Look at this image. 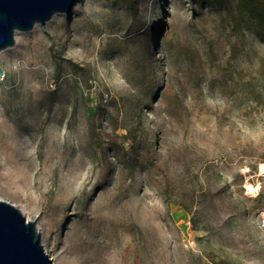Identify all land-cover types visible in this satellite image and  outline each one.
Masks as SVG:
<instances>
[{
  "label": "rangeland",
  "instance_id": "obj_1",
  "mask_svg": "<svg viewBox=\"0 0 264 264\" xmlns=\"http://www.w3.org/2000/svg\"><path fill=\"white\" fill-rule=\"evenodd\" d=\"M236 2L78 0L0 51V201L53 264H264V43ZM209 43L218 74L164 99Z\"/></svg>",
  "mask_w": 264,
  "mask_h": 264
},
{
  "label": "water",
  "instance_id": "obj_2",
  "mask_svg": "<svg viewBox=\"0 0 264 264\" xmlns=\"http://www.w3.org/2000/svg\"><path fill=\"white\" fill-rule=\"evenodd\" d=\"M77 1L0 0V51L15 44L17 32L43 26L57 14H70ZM0 264H53L43 249L36 222L27 221L4 201H0Z\"/></svg>",
  "mask_w": 264,
  "mask_h": 264
},
{
  "label": "trees",
  "instance_id": "obj_3",
  "mask_svg": "<svg viewBox=\"0 0 264 264\" xmlns=\"http://www.w3.org/2000/svg\"><path fill=\"white\" fill-rule=\"evenodd\" d=\"M234 11L237 25L233 26L232 29L236 27V30H240L246 21H250L255 25V36L264 43V0H237ZM199 51V53H193L190 56L192 64L188 65V67H192V69L184 66L174 73L172 66L170 67L167 90L163 95L164 99L172 96L179 98L186 94L187 85L196 86L202 82L207 85L218 74V66H216L218 63V52L213 49L210 43L207 46L204 44ZM183 58L185 62L188 60L187 56ZM221 58L223 59V56ZM229 73V67L223 66L221 75L227 77ZM163 110L164 113L168 114L167 108H163ZM186 168L190 170L189 165ZM189 193L186 198L190 201L184 200L181 203L184 207L191 209L195 203L196 192L191 190Z\"/></svg>",
  "mask_w": 264,
  "mask_h": 264
},
{
  "label": "bare ground",
  "instance_id": "obj_4",
  "mask_svg": "<svg viewBox=\"0 0 264 264\" xmlns=\"http://www.w3.org/2000/svg\"><path fill=\"white\" fill-rule=\"evenodd\" d=\"M260 170H261V172L264 171V165H262V166L260 167ZM250 189H253V187H250ZM262 214H263V218H264V212H263ZM263 223H264V222H263Z\"/></svg>",
  "mask_w": 264,
  "mask_h": 264
}]
</instances>
